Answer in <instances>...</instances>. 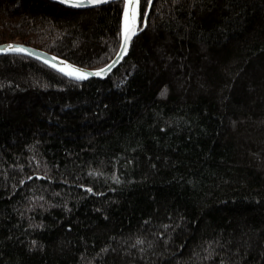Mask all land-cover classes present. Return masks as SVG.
<instances>
[{
  "label": "trees",
  "instance_id": "obj_1",
  "mask_svg": "<svg viewBox=\"0 0 264 264\" xmlns=\"http://www.w3.org/2000/svg\"><path fill=\"white\" fill-rule=\"evenodd\" d=\"M123 9L0 0V44L98 69ZM0 264H264V0H141L103 80L0 56Z\"/></svg>",
  "mask_w": 264,
  "mask_h": 264
},
{
  "label": "water",
  "instance_id": "obj_2",
  "mask_svg": "<svg viewBox=\"0 0 264 264\" xmlns=\"http://www.w3.org/2000/svg\"><path fill=\"white\" fill-rule=\"evenodd\" d=\"M49 1L56 3V4H59V5H62L64 7H68V8L85 10V9H91V8L104 6V5L113 3V2L124 1V0H103V2L96 3V4H91V3H88L87 0H83V3L81 6H75V5L70 4V3H65L64 0H49ZM124 10H125V3H124V9H123V27H122V40H121L120 49H119L118 53L116 54V56L108 64H106L105 66H103L101 68L86 69V68L78 66V65H76V64H74V63H72V62H70V61H68L62 57H59L55 54L47 52L43 49H39V48L33 47L31 45L23 44L21 42H8V43L0 44V56L9 55V54L28 56V57H31L35 60H38V61L48 65L49 67L55 69L56 71H58V70L56 68L52 67L53 64L66 67L67 65L64 64V61H68V63L76 65L77 67L84 69L86 72L91 73V75H88L87 77H85L83 79H78V78L70 77V76L66 75L65 73L58 71L68 78H72V79L80 80V81L93 79V78L100 79V80L106 79L110 74H112L114 71H116L118 69V67L123 63L125 58L129 55L133 40L141 32V17H140L138 20V25H137L138 31H136L135 35H133L131 37L130 43L127 46V50L125 51L124 45H123ZM10 46H16L17 48L22 47V48L26 49V51H22V52L21 51H13V50H11ZM100 69H104V71L101 75H97L96 72Z\"/></svg>",
  "mask_w": 264,
  "mask_h": 264
},
{
  "label": "snow or ice",
  "instance_id": "obj_3",
  "mask_svg": "<svg viewBox=\"0 0 264 264\" xmlns=\"http://www.w3.org/2000/svg\"><path fill=\"white\" fill-rule=\"evenodd\" d=\"M65 3H70L75 6H81L83 0H64ZM88 3L96 4L101 3L103 0H87ZM152 0H144V6L147 8L150 6ZM125 10H124V39L123 45L124 50H127V46L130 43L131 37L135 35L136 31H138V20L141 17V0H124ZM13 51H26V49L16 46H10ZM115 51V50H114ZM66 67L53 64L52 67L56 68L58 71L65 73L66 75L78 79H83L88 75H91L90 72H86L84 69L77 67L76 65L68 63V61H64ZM104 69H100L96 72L97 75H101ZM164 94L163 92L161 93Z\"/></svg>",
  "mask_w": 264,
  "mask_h": 264
}]
</instances>
